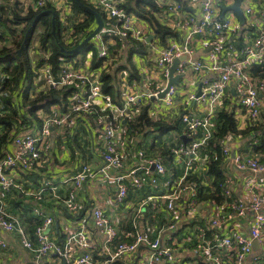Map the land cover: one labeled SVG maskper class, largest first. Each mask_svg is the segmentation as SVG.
Returning a JSON list of instances; mask_svg holds the SVG:
<instances>
[{
	"label": "built area",
	"instance_id": "built-area-1",
	"mask_svg": "<svg viewBox=\"0 0 264 264\" xmlns=\"http://www.w3.org/2000/svg\"><path fill=\"white\" fill-rule=\"evenodd\" d=\"M200 5L198 15L185 10L182 2H169L166 4L165 13L172 15L176 20L174 30L178 31L180 38L169 41L159 56L155 59L160 77L156 81H147L145 90H140L139 83L133 82L125 87L123 98L124 106L114 104L113 97L104 93L102 82L94 79L93 74L75 66L71 61L65 60L61 69L55 73L50 63H39L40 55L48 60L51 52H42L40 43L35 40L29 45V55L33 63V84L38 85L40 91L49 89L71 90L75 89L69 96L66 111L57 115L58 107L52 106L51 110L45 112L43 109L37 111L40 121L30 122V129L22 131H12L13 148L6 149L0 156V188L9 191L12 188L22 189L15 180V174L29 173L37 166L48 162L49 152L52 148L50 141L53 134V127L64 125L75 113L95 112L96 100L101 99L109 106L117 109L122 115L129 113L128 107L142 104L145 100L161 99L158 95L167 87L169 80L168 67L175 58L186 57L182 60L176 73L186 75L190 69L196 74L204 71L217 73L215 79L205 80L202 86V94L198 96L196 92H190L184 101L186 107L191 106L194 100L204 98L207 102L208 112L206 114H195L185 112L181 115L182 122L186 126L185 134L191 139L190 145H181L178 148H171L174 154L173 162L176 165H183L182 175L177 176L173 168H168L162 155L157 152L149 155L143 148L134 152L138 160L135 167L128 172L116 177L118 190L115 194V201L121 203L128 194L129 187L124 182L129 178L137 189H142L147 184V179L153 186L159 185L160 177L168 178L162 184L168 189L165 195L154 196L158 201L164 200V206L172 222L162 225L155 232L156 237L152 238V233L142 230L138 226V218L145 209L138 208L134 214V233L132 242L119 240V231L116 224L100 208L92 211V219L95 227L106 235V243L101 253L95 256L94 247L88 237V221L83 219L82 228L69 234L65 241L59 242L52 236V226L54 218L43 212L41 206H35L33 212L42 221L35 226L34 238L27 232L26 226L18 215L7 213L4 203L0 199V247L8 246L4 238V232H15L21 237V244L34 254L33 264H43L45 258L56 253L63 258L67 264H114L118 259L126 255L144 253V264H201L204 260L208 264H246L248 258L253 253L254 243L264 240V191L257 190V182L254 177L249 180L252 189L249 202H244L236 197L230 175H226V182L222 185L223 201L200 200L198 193L199 182L192 177V174L207 170L208 162L201 158V149L212 136L216 123L213 118L217 112V107L224 102L225 97L231 88L234 89L237 102L246 111L248 125H259L262 106L264 104V77L253 74L255 65H264V28L260 27L255 37L243 47L238 48L236 41L239 38L241 27L255 24L257 16L262 9L252 3L241 2V9L245 16L244 24H241L238 16L232 11L230 16L226 14L221 18L222 5L225 2L235 0H189ZM254 1V0H253ZM94 6L99 8L105 15V24L95 38L98 47L99 58L109 57V43L126 44L137 47L138 43L145 44L148 41V32L145 26L139 25V17L129 13L124 7L127 0H89ZM47 3L54 6L61 15V20L70 13L67 0H27L24 2V12L29 9L39 10ZM21 6V4H20ZM235 17L237 20H233ZM249 19L252 21L250 22ZM199 35H208L204 41V46L211 48L204 58L193 59L195 53V38ZM2 31L0 29V47L2 46ZM227 39L229 41L226 48L221 45ZM11 46H13L11 44ZM230 52V58L225 63L221 61L222 50ZM116 60L113 58L112 61ZM112 63V62H111ZM105 64V62H104ZM105 67V66H104ZM178 89L172 85L165 98L161 99L168 106L175 105V96ZM10 94V89L4 87V81L0 78V115L7 114L3 98ZM39 94L34 90L32 97ZM55 113V114H54ZM103 136L105 148L102 153V166L94 169L89 163L84 162L81 169L73 176L69 195L64 199L66 207L73 212L79 210L80 204L77 200V189L82 184L95 177L97 173H106L110 169H121L128 159L126 147L128 141L124 134L120 133L115 123L103 119ZM38 122V123H37ZM15 123H23L20 119ZM201 134V136H200ZM194 137V138H193ZM228 135L222 140V149L227 157V163L234 165L239 171H249L251 174L264 172V163L260 162L255 155L235 154L231 158L230 145L226 142ZM119 147H122L120 149ZM183 157L185 161L183 162ZM55 188L51 180L43 181L40 190L34 193L37 200L42 201V193L46 188ZM233 198V201H229ZM203 203L210 209V214L206 220L205 227H199L196 241L193 244L190 260L179 250V244L174 242V236L178 229V218L183 210L195 208ZM148 207H152L151 204ZM156 205L151 208L152 211ZM196 213V211H193ZM195 215V214H194ZM250 218L249 233L238 229L237 224L245 218ZM230 228L228 233H224L222 238L218 237L221 229ZM211 231L208 237L207 232ZM83 248L85 252L71 258V252L76 248ZM186 253V252H185ZM188 253V252H187Z\"/></svg>",
	"mask_w": 264,
	"mask_h": 264
},
{
	"label": "crops",
	"instance_id": "crops-1",
	"mask_svg": "<svg viewBox=\"0 0 264 264\" xmlns=\"http://www.w3.org/2000/svg\"><path fill=\"white\" fill-rule=\"evenodd\" d=\"M25 1L27 0H0V19L2 17L4 18V13H8V19L12 20V15L9 14L12 12L9 7L11 6L12 8L15 5L20 6L21 4V9H24L23 4ZM176 1L182 2L185 5V10L192 14L198 15L200 12V5L189 0H156L160 8V10L154 14L156 21L171 29H174L176 19L172 15L165 13V11H167L166 4ZM230 2L231 1L225 2V5ZM245 2L254 4L256 7L262 9V11L258 14L257 22L255 24L241 27L239 38L236 41L237 47L239 44L245 45L250 42L255 37L258 29L260 27L264 28V0H246ZM231 13L232 11H227L226 16H230ZM233 20L236 21L237 19L233 17ZM249 21L251 22L252 20L249 19ZM138 24L145 26L148 32V41L145 43L146 46L144 48L145 52L143 50V52L140 53H132L134 48L128 44L124 46H117L116 44L109 43V58L105 64L103 63V65L98 69H91L93 58L92 51L85 55V60L82 61V57L76 59L77 65L75 66L93 74V78L99 80L102 71H109L110 69L114 71L119 67L120 70L117 72V82H115L120 87L121 92L119 95V102L114 100V104L117 106H120L119 103H122L124 106L123 93L127 85L133 82H138L140 85L139 89L142 91L145 90L147 81H156L160 77L161 71L158 70V67L155 64V59L159 56L160 52L170 40L169 38L167 42H161L158 36L153 32L149 22L139 18ZM0 27L2 29L4 28V32L8 34V29L6 30L4 25ZM207 38L208 35H199L195 38V53L192 56L193 59L204 58L206 56L208 47L204 46V41ZM228 43L229 41L224 39L221 48H226ZM93 45L97 47L95 41H93ZM9 46H11V41H9ZM130 54V57L136 65L135 67L137 71L135 74L138 75V79L133 78L131 80L129 78L130 72L125 68ZM230 55V52L223 49L221 53V61L225 63L230 58ZM113 58H116V60L112 61ZM109 65H112L113 68H110ZM258 71L259 73L255 75L263 77L261 76L263 70ZM217 76L218 74L212 71H204L203 73L196 74L189 69L188 73L181 78L180 83L176 85L178 91L175 96V105L173 106L166 105L161 99H149L142 102V104L129 106V113L127 115H122L117 111V109L109 106L101 99L96 100L95 112L88 114L84 113L86 116L88 115L87 117L82 114L73 115L64 125L53 127V134L50 138L52 148L49 152V161L45 164V166L48 165L47 169L49 168V178L45 177L46 173L42 171V168L29 173L20 172L15 174V180L18 184H20L22 188L21 190L12 188L9 191H3L0 188V199L4 203V209L7 213L21 217L26 226L27 232L30 234L31 238H34V228L31 232L30 227L32 225L31 223H34V221H30L27 218L30 213L28 211L29 209L26 210V207L30 206L34 209L35 206L41 205L43 212L54 218L52 236L59 242L65 241L69 234L80 230L82 228L83 219H86L88 221L87 234L94 247L95 256H98L96 254L102 252L106 243V235L97 229L93 223L92 211L95 208L102 209L105 215H107L116 224L119 231V240L132 242L135 237L134 214L141 206V209L145 210L138 218V226H140L142 230H147L150 233L155 234L156 230L161 227L158 219L168 218L169 216V214L164 211V200L157 202L156 198H154V196L165 195L168 192V189L162 184V182L168 178V174L160 177L158 186H153L147 179V184L142 189L135 188L131 180L126 178L124 182L129 187L127 197L121 203L116 202L114 198L119 184L116 177L120 174L128 172L130 168L135 167L138 164V160L134 156V152L140 148H145L150 152H154L156 149H159L158 145L152 144L158 143V139H156V137L161 135L160 132H146L140 128L133 129L130 123L133 122V120L145 107L148 109V115L150 118L165 120L175 127H177L175 125L176 120H180L181 115L185 112L206 114L208 112L206 99L200 98L194 100L189 107L184 105V101L190 92L198 93L200 85H205V80L215 79ZM34 91H39V94L43 92L38 89V85H34ZM236 98L235 91L231 88L228 95L225 97L224 102L217 107V112L223 108L234 111L238 127L240 129H244L248 126V118L245 108L237 102ZM65 102L66 101H62L61 104L56 103L52 105L59 108L56 112L57 115L64 113L63 104H65ZM52 106L50 107V110ZM262 111H264V104L262 106ZM263 115L264 113H262V116ZM0 116H5V114L3 113ZM102 118L113 121L119 132L126 136L128 141L126 153H128L129 157L123 168H112L106 173L99 172L95 175V177L86 180L82 186L77 189V200L80 207L77 212H73L70 211L64 203V199L66 198L65 192L68 193L73 187L71 183L73 176L81 169V165L84 162L89 163L94 169H99L103 163L102 153L105 148V142L103 136L104 123ZM31 121H34V119L31 118ZM263 121L264 119L262 120L260 117V124L263 123ZM180 123L182 122L180 121ZM182 124L184 125V123ZM30 126V124L25 126L21 123H14L10 129V136L12 135V131L30 129ZM3 132L4 127L0 124V135L3 134ZM183 132V134H185L186 130H183ZM77 133L81 135L79 145L70 149L67 144V138L71 141ZM172 134L173 137H170ZM162 136L167 141V145H170V143L174 142L178 139V136H180L179 129L172 128L167 134H162ZM247 140L241 135H228L226 142L231 147V158L235 156V154L253 156L254 153L251 152V150L246 149L245 143ZM249 140H251L250 137ZM9 143L7 137V144L5 145L7 148H13V143ZM119 148L122 149V147ZM184 161L185 158L183 157V162ZM165 162L168 165V168H173V166L176 165L172 159L167 158ZM227 168L228 170H226V174L230 175L229 179L234 189V195L242 201L249 202V196L252 189L249 182L251 179L250 177L255 178L257 182V190L261 188L264 191V172L251 174L249 171H239L234 165H229V162L227 163ZM183 171V165H176L174 173L177 176L182 175ZM45 179L51 180L58 187L54 186L55 188L53 190L51 189V191L48 192L45 191V193H43L42 201H39L35 198L34 193L40 189L42 182ZM16 193H18L17 197ZM15 201H19L20 203L17 205ZM149 204H151L152 207L156 205V208H154L156 213L153 215L151 214V208L148 207ZM193 211H196V213H193ZM262 211L264 213V208ZM209 214V207L200 203L195 208L183 210L178 218V229L176 231V235L174 236V242L179 244V250L181 253L190 260H195L197 258L196 256L195 258H191L189 256H193V254H191V250L194 242L196 241L198 228L206 226V220ZM165 223V221H162L161 225ZM250 224V218L247 217L245 220H241L237 224V227L239 230L249 233ZM229 230L231 229L225 228L219 230L218 237L222 238L223 234L228 233ZM3 236L7 240L8 246L6 248L0 247V264H33L34 254L21 244V237L19 234L15 232H4ZM208 237L210 236L208 235ZM256 243L257 245H254L256 249L253 248V253L248 258L246 264H252L255 258L264 254V240L260 243L256 241ZM185 244H188V247H186ZM84 252L85 250L83 248L76 247L71 252V258L74 259L82 255ZM144 261V253L141 252L126 255L121 259H118L114 264H144ZM200 263L208 264L205 263L204 260H200ZM43 264L67 263L63 260V258L58 256L56 253H53L45 258Z\"/></svg>",
	"mask_w": 264,
	"mask_h": 264
},
{
	"label": "trees",
	"instance_id": "trees-1",
	"mask_svg": "<svg viewBox=\"0 0 264 264\" xmlns=\"http://www.w3.org/2000/svg\"><path fill=\"white\" fill-rule=\"evenodd\" d=\"M69 1L71 2L73 12L72 14L74 15L70 31H72L71 36H74L73 39L76 37L75 41H73V39L66 40V30L64 31L62 27L63 25L59 19V13L57 12L54 22L53 11H56V9L49 3H47L43 8L37 11L31 10L25 15H21V11L17 9L16 5L12 8L10 6L9 9L12 13L9 14L14 16L12 20L3 17L0 19V26L4 24L3 20L12 23L14 22V24H16L17 26H21L23 24L22 30L20 31L21 37L19 39L15 36L14 29L9 28L8 30L10 32V41L13 45V48L7 46H3L0 48V78L4 81V87L10 89V94L6 96L7 100H5V109L7 111V114L2 117L0 116V124L4 127V132L0 135V156L6 149H8L5 145L7 144V137L8 143H11L12 136H10V129L15 122L22 119L23 123L28 125L31 122V118L36 119V121H40L37 116V111L39 109H43L45 112H48L52 105L56 103L61 104L62 101H66L65 104H63L65 112L68 106L67 104L69 96L75 91V89H71L70 91L49 89L47 91L41 92L36 97L31 96V92L34 90V71L33 63L29 55L28 45L33 35L37 32V26L39 24L43 28V30L39 34L40 49L43 53L46 51L51 52L48 60H45L44 57L40 55V64H43L45 62L50 63L53 67V71L57 73L61 69L65 60L71 61L75 63V65H77L76 59L82 57L83 61L85 60V55L88 52L92 51L93 58L91 69H98L103 65V59L99 58L98 56V48L93 45V41H95L96 37L87 42L78 51L72 53L71 50L77 47L86 37H88L97 26L95 14L91 11V9L98 11L102 15L103 19L106 20L104 13L100 9L92 5L88 0ZM85 6H90L91 9L88 10ZM124 7L129 13L135 14L139 18L149 22L153 32L158 36L161 42H167L169 38V41L180 38V35L176 30L164 26L156 21L154 14L155 12L160 10L156 0H128L125 3ZM5 29L7 30L8 27L6 28L5 26ZM77 35H79V38H77ZM116 45L120 46L119 44ZM145 46L146 45L143 43H138L137 47L134 48L132 53H140L143 52V50L145 52ZM241 47H243V45L239 44L238 48ZM21 48L22 51L21 54H19L18 51ZM130 56L131 54L128 56L129 59H127V65L125 66V68L130 72L129 78L131 80L133 78L138 79V75L135 74V72L137 71L135 67L136 65ZM2 68L4 71H2ZM119 70V67L114 71H112L111 69L109 71L104 70L102 71L100 77L103 92L110 94L113 97V100L117 102H119V95L121 92L120 87L116 84L117 72ZM258 70H263L261 76L264 77V65L255 66L253 68L254 75L259 73ZM119 105L120 107H123L122 103H119ZM81 114L86 116V114L79 112L75 113L74 115ZM180 121L182 122V119L176 122L175 125L177 127H175L165 120L152 119L148 115L147 107H145L144 109H142L141 113L133 120V122L130 123V125L133 129L140 128L141 130H145L146 132H160L161 135L156 137V139H158V143L152 144L158 145L159 149H156L154 152L147 151L145 148L143 149L147 151L149 155L159 152L162 155L164 164L168 167L165 160L167 158L173 160L174 157V154L171 152V148H178L181 145H190L192 143L191 139H189L186 134H183V130H186V126L183 124L181 126ZM213 121L216 123V127L213 129L212 136L207 140L205 146L202 147V153L200 155L203 160H206L208 162L207 170L197 171L192 174V177L200 184L198 185V196L200 200H216L217 202L221 203L224 199L222 194V185L226 182V170H228L226 165L227 157L222 149V140L229 134L243 136L246 140L248 139L245 143L246 149L251 150L254 153L253 155H255L260 162L264 163V121L259 125L252 126L249 124L246 128L240 129L238 127V122L235 117L234 111L228 110L226 108L218 110L213 118ZM172 128L179 129L180 136H178V139H176L174 142L170 143V145H167V141L164 139L162 134H167ZM182 134L187 137V141H184L181 136ZM249 137L251 138V140H249ZM80 139L81 135L79 133H77V135H75L71 139V141H69L67 138V144L69 148L72 149L77 147L79 145ZM45 164L46 163H43L41 166L35 167L33 171L42 168V171L46 173L45 177L49 178V168L47 169L48 165L45 166ZM53 185L58 187L54 183ZM15 189L21 190L17 188ZM51 189L49 187L46 188L45 191L48 192L51 191ZM70 190L68 193L65 192V197L69 195ZM45 191H43V193H45ZM17 196L18 193H16V197ZM229 201H233V198H229ZM15 203L18 205L20 202L15 201ZM30 208L31 207L28 206L26 207V210L29 209L28 211L30 213L27 218L30 221H34V223L32 222V225L30 226L32 232L33 228L35 229L34 226L38 225L42 221V219L39 216L35 215L33 209ZM154 213L156 212H151L152 215ZM162 221H165V224H167L168 222H172L173 219H171L170 215L168 216V218L158 219L160 226H162ZM136 232L137 230L135 229L134 233ZM207 235L211 236L210 231L207 232ZM155 237L156 234H152V238ZM187 245L188 244H185L186 247H188ZM252 264H264V254L255 258Z\"/></svg>",
	"mask_w": 264,
	"mask_h": 264
},
{
	"label": "water",
	"instance_id": "water-1",
	"mask_svg": "<svg viewBox=\"0 0 264 264\" xmlns=\"http://www.w3.org/2000/svg\"><path fill=\"white\" fill-rule=\"evenodd\" d=\"M242 1L243 0H235L233 4H230V5H222V15H221V18L225 15V13L227 11L233 10L237 14V16H238V18L240 20V23L241 24H244V22H245V16H244V13H243V11L241 9V2ZM85 7L88 10L91 9L90 6H85ZM91 11L95 14L97 26L90 33V35L88 37H86L77 47H75L73 50H71L72 53H74V52L78 51L79 49H81L87 42H89L96 35H98V33L102 30V28L104 26V19H103L102 15L98 11H96L94 9L93 10L91 9ZM55 17H56V12L53 11V21L54 22H55ZM210 49H208V50H210ZM21 51H22V48L19 49L18 53L21 54ZM185 59H186V57L175 58L173 60L172 64L168 67V77H169V80H168V83H167V87H166V89L164 91H162L158 95L159 98H161V99L165 98L166 93L168 92V90L170 89V87L172 85L179 84L181 78H183L185 76L184 74L176 73L177 67H178L179 63L182 60H185ZM201 94H202V85H200V89H199V92H198V96H201ZM182 138L184 139V141H187V137L185 135H182ZM254 245L256 246L257 243L255 242Z\"/></svg>",
	"mask_w": 264,
	"mask_h": 264
},
{
	"label": "rangeland",
	"instance_id": "rangeland-1",
	"mask_svg": "<svg viewBox=\"0 0 264 264\" xmlns=\"http://www.w3.org/2000/svg\"><path fill=\"white\" fill-rule=\"evenodd\" d=\"M68 5H69V8H70V4L68 3ZM17 9L19 10V11H21V8L19 7V6H17ZM73 13V12H72ZM6 14V15H5ZM11 16V15H10ZM73 14L71 15V11H70V13H68L67 15H65L64 14V16H63V18H62V20H61V22H62V27H63V29H64V31H65V38H66V40H72L73 39V35L71 36V34H72V31H70V28H71V25H72V20H73ZM14 16L12 15V18H13ZM4 18H9V16H8V13H4ZM3 22H4V24L3 25H5L6 26V28L8 27V30H9V28H12V29H14L15 31H14V34H15V36L19 39L20 37H21V33H20V31L22 30V26H17L16 24H14V23H12V22H9V21H5V20H3ZM0 29H1V31H2V39H1V41H2V45L3 46H7V47H10L9 46V41L11 40V36H10V32L8 31V34H6L5 32H4V28L2 29L1 27H0ZM43 30V28H42V26L39 24V27H37V32L34 34V36L32 37V39L31 40H33V41H35V40H39V32L40 31H42ZM71 36V37H68V36ZM77 38H79V35H77ZM76 40V37L73 39V41H75ZM3 46H1V47H3ZM0 47V48H1ZM10 48H13V47H10ZM1 67V66H0ZM109 67L110 68H113V66L112 65H109ZM2 71H4L3 70V68H2ZM8 96V95H7ZM5 100H7V97H4L3 98V101L5 102ZM6 103V102H5ZM262 113H264V111H261V118H262V120L264 119V115L262 116ZM178 121V119L176 120V122ZM180 125L182 126V123H180ZM170 137H173V134L172 135H170ZM252 152V151H251ZM259 155V154H258Z\"/></svg>",
	"mask_w": 264,
	"mask_h": 264
},
{
	"label": "clouds",
	"instance_id": "clouds-1",
	"mask_svg": "<svg viewBox=\"0 0 264 264\" xmlns=\"http://www.w3.org/2000/svg\"><path fill=\"white\" fill-rule=\"evenodd\" d=\"M67 1L69 2L70 7H71V2H70L69 0H67ZM88 1H89V0H88ZM127 1H128V0H127ZM49 4H50V3H49ZM91 4H92V3H91ZM92 5H93V4H92ZM19 7L21 8V6H19ZM52 7H54V6H52ZM95 7H96V6H95ZM42 8H43V7H42ZM54 8H55V7H54ZM96 8H97V7H96ZM40 9H41V8H40ZM55 9H56V8H55ZM98 9H99V8H98ZM31 10H33V9H29L28 12L31 11ZM33 11H35V10H33ZM36 11H37V10H36ZM230 11H233V10H230ZM23 12H24V9L22 8V9H21V13H22V15H25L26 13H28V12H25V13L23 14ZM55 12H56V14H57V12L59 13V11H58L57 9H56ZM71 14H72V7H71ZM225 14H226V13H225ZM236 15H237V14H236ZM59 19H60V21H61V15H60V13H59ZM239 21H240V20H239ZM104 24H105V20H104ZM37 27H39V25H38ZM40 32H41V31H40ZM40 32H39V34H40ZM33 36H34V35H33ZM96 36H97V35H96ZM96 36H95V37H96ZM31 39H32V38H31ZM38 41H39V40H38ZM31 42H33V40H30V41H29V45H30ZM29 45H28V47H29ZM10 47H13V46H10ZM97 48H98V47H97ZM209 49H210V48H209ZM108 58H109V57H107V58H102V59H103V63L106 62V61L108 60ZM255 66H257V65H255ZM255 66H254V67H255ZM254 67H253V68H254ZM252 71H253V69H252Z\"/></svg>",
	"mask_w": 264,
	"mask_h": 264
}]
</instances>
